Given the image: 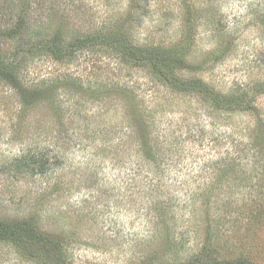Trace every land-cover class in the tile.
<instances>
[{
	"label": "rangeland",
	"instance_id": "obj_1",
	"mask_svg": "<svg viewBox=\"0 0 264 264\" xmlns=\"http://www.w3.org/2000/svg\"><path fill=\"white\" fill-rule=\"evenodd\" d=\"M43 1L47 18L39 26L47 37L60 29L68 41L111 32L143 47L185 41L186 78L224 95L264 83V0H149L146 10L139 7L144 0ZM188 10L193 24H186ZM41 56H30L19 76L22 84L41 88L37 104L27 106L0 80L1 216L38 215L46 231L68 238L75 264H177L196 254L208 225L225 256L264 264V197L254 191L250 210L237 221L232 211L239 205L226 208L237 192H211L223 170L235 169L237 156L246 159L231 173L234 188L264 189V165H257L264 161V95L254 112L220 111L122 64L107 48L79 52L72 63ZM145 138L167 148L163 155H181L157 172L180 192L179 223L190 219L194 230L179 261L162 231L146 230L149 205H141V194L151 190L139 154ZM31 148L59 156L54 172L15 174V159ZM205 197L210 208L202 205ZM233 225L240 229L232 232ZM0 264L34 263L0 244Z\"/></svg>",
	"mask_w": 264,
	"mask_h": 264
},
{
	"label": "trees",
	"instance_id": "obj_2",
	"mask_svg": "<svg viewBox=\"0 0 264 264\" xmlns=\"http://www.w3.org/2000/svg\"><path fill=\"white\" fill-rule=\"evenodd\" d=\"M44 3L43 0H0V80L11 86L27 106L37 104L43 93H40L42 90L39 87L28 86L20 82L19 76L30 56L42 55L41 57L58 63H72L79 52L93 48H107L111 52V56L116 57L117 55L122 64H132L146 70L154 81L168 87L171 91L199 98L220 111L254 112L257 110L258 98L264 95V83H257L254 88L247 91L240 89L238 93L224 95L199 78H186L184 73L191 69L182 65L187 62L183 55L180 57L181 51H183L181 45L185 41L181 45L159 44L143 47L135 45L127 39V36H120L116 32L105 36L100 34L83 35L68 41L64 37V31L60 29L52 37H47L40 27L41 25L39 26V24H44L47 18ZM148 6L149 0H144V3L139 4V7L144 10ZM188 11L190 12V10ZM187 14L186 24H193L191 12ZM185 40L187 41L189 38L186 37ZM139 115L142 116V113L139 112ZM140 147L139 154L142 158L140 163L148 168L145 182L148 189L151 190V193H146L148 196L141 194L143 198L141 205L143 207L149 205L146 214L148 217L146 230L157 236H160L162 231L166 236L165 243L168 248L173 252L177 250L179 261L181 251L185 248V243L191 241V233L194 230L191 228L190 219L185 220L184 224L179 223L180 218L177 215L181 205L180 192L163 184L157 172L162 171L160 167L166 162L171 164L174 157L181 155L178 151H171L172 155L170 153L163 155L162 151L167 148L154 147L152 142L146 138L142 140ZM49 149L33 151L31 148L24 151L13 163L15 174L33 178L43 177L54 172V167L57 168L60 158L51 156ZM241 159L246 158L237 156V159L233 160L234 170L225 169L222 174H219L217 180L219 184L211 190L212 193L228 190L230 194L233 191L237 192V196H234L235 200L230 199L226 207L234 206L232 203L239 205L232 211V213H238L236 220L250 210V198L254 191L257 192V196L264 197V189L260 187L254 189L245 185L244 188L238 190L239 192L234 188L235 182L230 179L233 177L232 174L237 173L239 169L237 163L238 161L241 163ZM258 164L264 165V161L259 160ZM222 165L224 164L220 163L217 167ZM258 168L255 166L256 170ZM255 169L254 171H256ZM224 178H228L229 185ZM144 198H148V204L145 203ZM197 200L193 198L192 205L195 206ZM240 200L243 202L241 205L239 204ZM211 203V198L205 197L202 205L210 208ZM194 213L195 216H198V211L195 208ZM250 214L251 217H259L252 212ZM207 228L203 243L196 254L177 264H255L251 258L244 255L225 256L224 249L220 247L221 244L214 239L212 226L208 225ZM233 228L235 230H231L232 232L240 229L236 225H233ZM67 242L68 238L46 231L42 219L36 214L21 219L0 215V244L10 245L16 253L34 264H75L74 256H72ZM228 246L232 247L230 244Z\"/></svg>",
	"mask_w": 264,
	"mask_h": 264
}]
</instances>
